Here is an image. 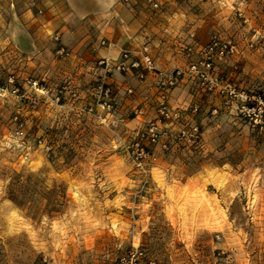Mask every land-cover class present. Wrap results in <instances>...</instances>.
Here are the masks:
<instances>
[{"label":"rangeland","instance_id":"1","mask_svg":"<svg viewBox=\"0 0 264 264\" xmlns=\"http://www.w3.org/2000/svg\"><path fill=\"white\" fill-rule=\"evenodd\" d=\"M258 1L146 14L144 43L121 51L146 45L159 70L186 72L214 36L238 50L212 88L185 75L169 90V124L152 72L75 65L62 33L27 27L37 0H0V264H116L137 246L156 264H264V124L239 114L264 92V49L247 47L264 33Z\"/></svg>","mask_w":264,"mask_h":264},{"label":"crops","instance_id":"2","mask_svg":"<svg viewBox=\"0 0 264 264\" xmlns=\"http://www.w3.org/2000/svg\"><path fill=\"white\" fill-rule=\"evenodd\" d=\"M37 2L44 7V13L39 17L31 15L30 18L31 10H27L23 14L29 22L27 27L37 30L38 33L59 31L62 33V40H65V47L76 53L77 59L73 60L76 62L75 65L87 61L89 66L95 65L99 59L116 60L118 58L116 55L120 54L126 45L130 46L134 42L144 43L150 31L146 23L148 19L146 14L162 15L165 11L164 9L162 12L154 13L140 5H124L120 0H37ZM240 8L239 6L237 11H242ZM102 35H105L107 43L110 44L108 48L102 49L95 41ZM69 73L65 75L70 77Z\"/></svg>","mask_w":264,"mask_h":264},{"label":"built area","instance_id":"3","mask_svg":"<svg viewBox=\"0 0 264 264\" xmlns=\"http://www.w3.org/2000/svg\"><path fill=\"white\" fill-rule=\"evenodd\" d=\"M249 0H242L247 2ZM120 2L127 6L140 5L151 12H161L167 0H120ZM41 14L42 11L38 10ZM237 15L240 18H244L243 12L237 11ZM245 22V19H244ZM58 35L54 40L58 41ZM101 45H105V42H101ZM260 45L264 49V33L259 31H253V35L249 40L247 47L249 49L255 48ZM109 47L110 44L107 43ZM237 47L231 40H221L217 37H213L206 46L200 58L196 61L189 63L186 72L181 70L163 71L155 67L152 58L149 55L146 45L141 46L138 50H123L117 60L109 63L108 60H101L100 64L104 65L106 70L111 71L110 67L117 72H127L129 70L134 71H148L152 72L156 78V86L158 90V105L157 114L158 117L169 124L177 123L181 119V113L179 111H172L168 107L167 98L169 90L175 88L183 76L188 75L191 78H197L204 82L210 89L216 82V78L213 76L214 64L216 61H224L229 57L237 54ZM60 52H63L61 49ZM68 52L65 50V56ZM142 76V75H140ZM36 85V83H34ZM256 105H242L239 109V114L248 118L254 124H264V92H262L256 100ZM195 112L196 109H193ZM150 127L146 131V136L149 146H154L157 143L159 134L157 124H150ZM196 126V125H192ZM192 131H196V127L192 128ZM187 136L185 131L180 132V138ZM138 157L147 158L155 161L156 157L153 151L149 147H140L138 150ZM116 264H156L154 261L148 260L145 254V250L140 247L132 248L125 256L120 258Z\"/></svg>","mask_w":264,"mask_h":264}]
</instances>
